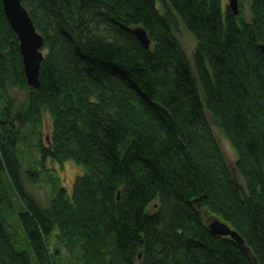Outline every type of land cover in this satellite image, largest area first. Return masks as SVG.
I'll use <instances>...</instances> for the list:
<instances>
[{"label":"trees","instance_id":"16d2710c","mask_svg":"<svg viewBox=\"0 0 264 264\" xmlns=\"http://www.w3.org/2000/svg\"><path fill=\"white\" fill-rule=\"evenodd\" d=\"M20 2L43 59L30 88L0 0V264H57L52 240L77 264H264V0H238L237 16L222 0ZM7 87L25 93L19 105ZM46 161L81 173L69 188L53 181L42 205L25 184L49 174ZM210 217L251 254L212 236Z\"/></svg>","mask_w":264,"mask_h":264},{"label":"rangeland","instance_id":"374dc122","mask_svg":"<svg viewBox=\"0 0 264 264\" xmlns=\"http://www.w3.org/2000/svg\"><path fill=\"white\" fill-rule=\"evenodd\" d=\"M224 4H227V0H222ZM240 8V6H239ZM241 14L242 19L246 22H249L251 19V15L249 12L248 4L242 3L241 4ZM177 39L181 43L182 47L184 48L187 56L190 58L192 56L193 50L195 48V40L194 38L184 29L181 23H178L177 32H176ZM6 93L8 94L7 97L11 99L15 104L19 105L25 97V93L19 91L18 88H11L7 87ZM3 106V102L0 98V107ZM41 127V136L43 138L47 137V125L45 122L42 123ZM213 135L217 141L219 149L223 155V158L226 162V165L232 167L236 161V155L232 148L230 147L228 141L224 138L221 132L217 129V127L212 126ZM26 137L25 140L21 143V150L24 152V155L20 157L21 165L24 169H28L30 164L34 165L33 161L37 160V153H36V139L33 134H31V129L26 128ZM44 170L47 173L44 175L40 174L39 180L36 184L29 185L26 183V188L29 190L32 195L42 204L45 205L50 198L51 195V183L54 181L57 185H65L66 187H70L73 180L79 175L80 169L72 163H64L59 165L57 163H53L50 161L44 162ZM46 174V175H45ZM52 248H56L59 250L58 252V259L57 264H77L76 260L72 262L70 261L69 254L59 246L58 242L52 240L50 241Z\"/></svg>","mask_w":264,"mask_h":264},{"label":"water","instance_id":"95a60500","mask_svg":"<svg viewBox=\"0 0 264 264\" xmlns=\"http://www.w3.org/2000/svg\"><path fill=\"white\" fill-rule=\"evenodd\" d=\"M3 14L15 34L18 41V48L21 57L22 70L28 87L36 89L39 87L40 63L43 59L42 47L43 37L36 32L32 20L26 10L21 5L20 0H1ZM227 8L234 16L239 13L238 0H227ZM132 33L138 42L148 51L150 40L146 31L141 27H136ZM264 59V44L258 45ZM208 232L214 237L229 238L234 241L242 250L251 254L245 245L243 238L228 225L214 217L206 221ZM254 264L256 261L254 259Z\"/></svg>","mask_w":264,"mask_h":264}]
</instances>
